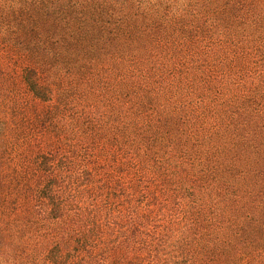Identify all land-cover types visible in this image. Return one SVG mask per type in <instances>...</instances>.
I'll return each instance as SVG.
<instances>
[{"label":"trees","instance_id":"trees-1","mask_svg":"<svg viewBox=\"0 0 264 264\" xmlns=\"http://www.w3.org/2000/svg\"><path fill=\"white\" fill-rule=\"evenodd\" d=\"M0 264H264V0H0Z\"/></svg>","mask_w":264,"mask_h":264},{"label":"rangeland","instance_id":"rangeland-1","mask_svg":"<svg viewBox=\"0 0 264 264\" xmlns=\"http://www.w3.org/2000/svg\"><path fill=\"white\" fill-rule=\"evenodd\" d=\"M1 60H2V54L0 53V61H1ZM1 62H2V61H1ZM2 64L5 65L4 62H2Z\"/></svg>","mask_w":264,"mask_h":264}]
</instances>
